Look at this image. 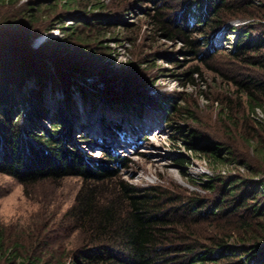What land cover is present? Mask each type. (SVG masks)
I'll use <instances>...</instances> for the list:
<instances>
[{
    "label": "rangeland",
    "instance_id": "374dc122",
    "mask_svg": "<svg viewBox=\"0 0 264 264\" xmlns=\"http://www.w3.org/2000/svg\"><path fill=\"white\" fill-rule=\"evenodd\" d=\"M23 1L17 0L11 8L0 7V13L16 14L15 24H11L17 27L19 22L30 23L34 18L32 14L39 12L30 31V44L36 47L46 41L48 50L56 48L55 54L45 53L44 56H50L49 60L43 57L46 63L52 64V59L73 60L93 70L102 66L109 76L115 72L131 73L134 77L131 86L135 89L151 95L161 93L163 98L172 101L170 105H180L183 109L179 113L183 118L170 111L174 118L166 121L160 110L145 107L142 117L147 123L145 129L150 130L147 132L141 129V115L136 112L140 104L135 100L130 101L127 109L119 102L106 105L101 100H96L94 106L89 101L83 103L75 89L70 93L69 104L64 105L61 91L50 89L48 82L43 91L49 113L41 125L34 128L36 132L60 121L52 111L60 106L71 122L70 146L77 145L95 158H112L101 146L126 156L122 164L111 161L118 170L114 181L155 184L172 198L187 201L190 197H200L209 205L211 200L224 195V201L228 202L234 194L248 187L252 179L258 193L249 201L258 204L264 201L260 183L264 181V161L253 148L255 134L264 141V97H260L262 106L249 110L246 90L238 83L249 78L264 79V64L257 61V54L264 51V46L254 40H264V17L258 13L261 9L253 11L246 0H222L217 7L227 3L229 10L222 8L223 23L212 30L201 21V13L197 11V4H202L203 0H75L67 5L63 4L66 0H33L36 4L33 3L28 13L23 12L24 7L20 5ZM253 1L264 3V0ZM183 6L186 14L184 19H179L176 11H182ZM161 18L169 19L174 26L185 25L192 30L191 34L169 36L158 26L157 19ZM244 34H247L244 40L250 39L256 45L248 52L234 55L236 40ZM61 39L59 46L57 41ZM188 40L202 51L201 56L189 49ZM208 40L215 45L212 51L208 49ZM50 64L49 74L55 76ZM196 67L198 70L192 72ZM122 86L124 90L129 88L127 84ZM37 87L32 77L25 79L24 90ZM95 87L100 90L101 83ZM91 106L96 113H91ZM225 109L230 110L234 126L224 118V113L220 115ZM94 116L99 120L95 122ZM65 121L58 122L60 128H67L68 120ZM187 130H191L188 135L202 136L195 142L196 146L219 145L225 161L212 164L211 159L205 158L206 153L189 147L193 142H188L192 139L190 136L184 137ZM224 179L228 181L226 185ZM82 180L79 174H66L22 181L0 170V229L5 238H21L22 243L28 245V239H33L35 234L38 233L39 238L45 234L46 240L52 243L50 252L63 256L62 264H79L70 255L84 242L83 233L68 219L66 211ZM233 180L231 189L229 182ZM161 201H167L177 214L184 212L181 207L178 209L179 201H171L167 196ZM183 218L179 224L170 225L174 228L171 236L175 242L197 240L207 246L216 240V235L230 233L226 247L218 246L211 253L233 251L238 259L245 257L247 263L253 262L252 257L248 258L251 250L246 255L251 242L239 240V232L234 233V227L238 228L239 224L235 213L226 212V216L220 217L209 211L186 214ZM258 220L264 223V217ZM41 245L42 242L39 248ZM185 252L179 251L180 258L190 254ZM188 263L176 261V264Z\"/></svg>",
    "mask_w": 264,
    "mask_h": 264
},
{
    "label": "trees",
    "instance_id": "16d2710c",
    "mask_svg": "<svg viewBox=\"0 0 264 264\" xmlns=\"http://www.w3.org/2000/svg\"><path fill=\"white\" fill-rule=\"evenodd\" d=\"M72 1L75 2L66 0L63 4L67 5ZM16 2L17 0H0V7L11 8ZM34 2L23 1L20 4L24 7L23 12L32 10ZM219 2L223 3L222 0H203L202 4H197L201 21L205 22L208 29L220 27L223 23L220 12L229 10L227 3L217 7ZM246 5L252 7L253 11L261 9L258 13L264 17V3L260 5L253 0H246ZM185 8L176 11V14L180 15L179 19H184ZM11 13H0V170L13 174L22 181L45 176L58 178L66 174L82 176L83 180L74 201L66 211V216L83 233L84 239L80 246L72 250V259L79 264H176L178 260L189 262L188 264H264V223L258 220L264 217V201L259 204L254 200L249 201L258 193L252 179H249L248 187L234 194L228 202L224 201L225 195L211 200L209 205L200 197H190L187 201L181 197L173 199L171 194H165L164 188L155 184L136 185L122 179L114 181L113 177L118 170L112 166V159L117 164H122L126 159V156L119 152L115 153L110 148L101 146L108 156H113L95 158L77 145L70 146L68 141L72 138L71 122L60 106L52 111L54 116H59L62 123L68 120L67 128H60V121L57 120L49 128L36 132L34 128H38L49 113L43 91L48 82L50 89L61 91L60 99L64 105L69 104L70 93L76 89L85 104L89 101V104L95 106L96 100H101L106 105L119 102L127 109L130 101L135 100L140 104L136 110L137 114L142 116L145 107L157 108L166 121L174 118L170 111L176 112L178 118H183L179 116L183 109L180 105H170L172 101L168 97L163 98L161 93L151 95L135 89L131 86V78H134L131 73L127 75L115 72L109 76V72H105L102 66L93 70L83 64H76L73 60L65 61L60 58L61 60L52 59V64L49 63L55 72V76H51L49 64L43 57L49 60L50 56H44L45 53L55 54L56 48L48 50L46 41L36 47L30 44V31L33 30L34 22H37L34 18L39 12L32 14L34 18L30 19L31 24L19 22L17 27L13 26L16 14ZM209 14L211 16L208 18ZM157 20L159 28L171 37L177 33L191 34L192 30L185 25L174 26L170 24L169 19ZM81 22L86 20L81 19ZM246 35L237 38L234 55L248 52L258 43L264 46V40L261 38L254 39L256 44L250 39L244 40ZM62 42V39L58 40L57 45H62ZM207 42L210 51L215 49L212 41ZM188 46L197 55H202V51H198L192 40H188ZM257 61L264 64V51L257 54ZM195 69L198 70L196 67L192 72L196 71ZM29 76L37 83L36 90L23 89L25 79ZM99 82L102 90L95 87ZM238 83L246 90L249 110L253 111L263 105L260 97H264V79L249 78ZM122 84H127L129 88L124 90ZM223 113L229 124L234 126L235 120L230 110L225 109L220 115ZM107 123L109 122H105ZM107 127L111 126L108 124ZM190 132L191 130H187L186 134H183L184 137L192 138L188 141L193 142L189 147L206 153L205 158L211 159L212 164L219 165L225 161L219 145L205 143L196 146L195 142L202 136L188 135ZM254 138L253 148L264 161V141L257 134ZM224 180L223 184L226 185L228 181ZM234 183V180L229 182V187ZM260 183L263 191L264 181L260 180ZM163 196H167L171 201H179L181 205L179 204L178 209L181 207L184 212L175 213L176 210L168 206L167 201H161ZM209 211L220 217L226 216V212L235 213L239 224L238 228L234 227L233 232H239L238 235L235 234L239 240L251 242L246 255L248 256L251 250L248 258H253L252 263H247L245 257L238 259L237 253L233 251L221 250L218 255L211 253L218 246L226 247V238L231 236L230 233L222 232L216 235V240L207 246L197 240L183 243L174 241L171 236L174 228L170 225L179 224L186 214ZM247 211L249 213H246ZM39 237L38 233L35 234L33 239H28V245H25L21 238L6 239L0 229V264H62L63 256L50 252L52 243L46 240V235ZM40 242L42 245L39 248ZM203 245L205 247H200ZM180 250L190 254H183L180 258Z\"/></svg>",
    "mask_w": 264,
    "mask_h": 264
},
{
    "label": "bare ground",
    "instance_id": "6f19581e",
    "mask_svg": "<svg viewBox=\"0 0 264 264\" xmlns=\"http://www.w3.org/2000/svg\"><path fill=\"white\" fill-rule=\"evenodd\" d=\"M91 113H96L94 108H93V109L91 108ZM95 115H96V114H95ZM139 116H140V115H139ZM96 118H97V117H96ZM96 118H95V116H94V120H95V122L99 120V119L97 120ZM139 118H140L139 123H140V124L143 123L141 129L146 130L145 127H144V125H146V127H147V123L145 122L144 117L140 116ZM146 118H147V117H146ZM100 120H102V119L100 118ZM150 121L152 122V121H154V120L150 119ZM151 122H148V123L151 124V125L155 123V122H154V123H151ZM87 123H88V122H87ZM96 126H97V125H96ZM118 126L120 127V125H118ZM108 128H109V127H108ZM109 129H110V128H109ZM109 129H108V130H109ZM146 131L148 132V131H150V130H146Z\"/></svg>",
    "mask_w": 264,
    "mask_h": 264
}]
</instances>
